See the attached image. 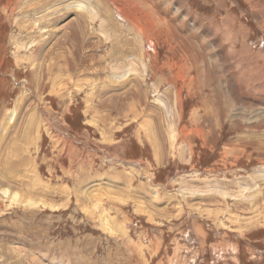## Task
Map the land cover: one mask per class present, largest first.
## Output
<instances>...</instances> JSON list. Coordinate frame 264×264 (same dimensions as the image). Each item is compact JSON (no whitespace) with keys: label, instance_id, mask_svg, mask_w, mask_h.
Listing matches in <instances>:
<instances>
[{"label":"rangeland","instance_id":"374dc122","mask_svg":"<svg viewBox=\"0 0 264 264\" xmlns=\"http://www.w3.org/2000/svg\"><path fill=\"white\" fill-rule=\"evenodd\" d=\"M0 264H264V0H0Z\"/></svg>","mask_w":264,"mask_h":264},{"label":"bare ground","instance_id":"6f19581e","mask_svg":"<svg viewBox=\"0 0 264 264\" xmlns=\"http://www.w3.org/2000/svg\"><path fill=\"white\" fill-rule=\"evenodd\" d=\"M12 115H13V112L10 114V119H11V117H12ZM8 120V119H7ZM7 120L5 121L6 123H7ZM5 122H3V123H5ZM7 125V124H6ZM6 125H4V126H6ZM3 130H4V128H3ZM28 135V134H27ZM19 149V148H18ZM15 164V163H14ZM101 180V179H100ZM10 196V195H9Z\"/></svg>","mask_w":264,"mask_h":264}]
</instances>
